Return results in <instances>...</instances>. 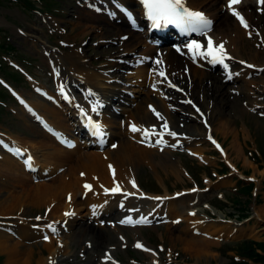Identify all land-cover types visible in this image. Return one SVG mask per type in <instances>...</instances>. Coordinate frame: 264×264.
Masks as SVG:
<instances>
[{
  "label": "rangeland",
  "instance_id": "1",
  "mask_svg": "<svg viewBox=\"0 0 264 264\" xmlns=\"http://www.w3.org/2000/svg\"><path fill=\"white\" fill-rule=\"evenodd\" d=\"M9 1L0 0V39L4 41L3 44L6 43L11 46L13 52L3 54V59H5L7 65L9 64L18 69L25 79H22L20 75L7 66L6 71L17 75L15 78H18L21 82L16 86L14 82L8 80L9 78L5 74L0 72L1 79L7 80L12 85L10 89L19 98V101L17 100L14 103L0 87V94L2 95L0 99L3 100L2 106L8 112V114H0V131L7 133L10 138L15 139L17 144L21 143L31 149L35 148L40 158L45 157L48 163L50 161V171L45 176H38L37 181L27 177H21V181L7 177V183L3 185L4 182H0V221L12 223L16 233L18 228L29 230L32 229L33 225L41 226L47 220L49 222L65 221L68 219V217L64 218L66 216L65 213H67L68 208L73 203L72 197L77 194L75 200L79 206L82 205V210L78 215L80 216L78 223L81 226L86 225L89 228L93 227L97 230L98 232L95 231L97 237H100L104 243L97 249L90 246L87 247L85 243L86 235L81 239L73 237L77 230L79 231L78 227H74L71 232H63L64 234L60 238H51V241L48 243L44 240L43 236L18 237L15 239L8 235L11 237V242L20 243V246L17 248V250L19 249L18 253H15L13 257V261L16 260L15 264L17 262L18 264H40L37 263L40 259L45 262L47 261L48 264H228L229 259L227 256H232L233 253L227 252L226 249L233 241L252 239L264 242V39L259 36L260 34H254L260 29L258 23L252 25V35L244 37L243 40L241 39L243 42H240V54L242 62L249 63L253 61L256 65L261 64V69L254 71L250 75L242 76L236 81L234 80V83L225 82V79L222 90L218 92L217 89L209 88L206 78V81L201 86L196 87V92L190 96L194 103L210 119L213 127L212 135L224 144V150L228 157V159H225L232 161V165L236 167L234 175L218 180L216 177L213 178L211 173L221 174L218 171L221 168L224 169V166L218 161L221 158L204 140L203 135L196 138L188 136L192 140H185L187 144L182 142L180 148H176L175 151L169 150L167 154L163 155L152 146H148L152 150L143 151L144 146L139 145L137 136L134 135L133 131V135L131 134V126L134 124L132 117H130L133 114L131 110L138 107L140 101L147 98V95L159 101L157 91L150 93L156 87L152 86L150 79L148 81L147 69L146 74L143 75V81L146 84L145 87L141 86L142 88L138 87L141 83H130L129 81L131 78L133 79L134 67V71L125 67L127 71L121 73L115 72L120 76L119 79L121 81L128 82L125 86L129 89L130 93L133 91L136 95L135 99L131 100H138V104L137 102H133V107H125L119 117L120 119L115 120L114 123L110 121L111 119H105V124L107 122L105 127L109 129L111 126V132L115 135L107 149L99 153L95 150L78 146L68 156H63L62 153L60 155L56 149V147L61 148L59 143L52 141L47 136L45 137L41 130H39V127L31 121L33 118L27 109H25L23 101L35 111L39 107L40 110L38 109V111L49 115L51 118L59 117L64 123L66 122L65 126L67 128L64 131L68 133L70 132L68 128L69 120L65 117L67 112H63L65 111L63 108H61L62 111L60 112L49 103L52 99L56 103L52 91L67 83V80L64 79L66 75L76 79L78 76L79 80L81 79V75H78L80 70L76 68V64L80 63L85 68H89L90 71L95 70L97 72L98 70L101 73L99 69L103 66L116 62L120 63L119 59L124 60L121 57L132 60V56L124 54L125 48L123 43H119L123 41L122 38H119L118 41V36L113 35L115 32L111 34L109 31L111 24L115 26H119V24L111 22L107 25L109 22L103 16L93 14L92 6L94 0H55L57 1V5L49 7L47 5L45 9L43 5L40 7V4H36L41 9V14L31 12L23 7V5ZM102 1L108 3L106 2L107 0ZM213 2L211 5L214 10L217 9V12L220 11L221 14L233 17L225 6V0H217L216 5ZM48 3H52V0H48ZM86 5L87 8H84ZM130 5L132 7L135 6L133 2ZM206 9L207 7L204 5L199 7V10L202 11ZM256 11L257 9L254 7L252 9L254 17H257V19L259 17L262 18V16L257 15L259 11ZM84 12L94 15L95 18L102 19L103 17L101 20L104 22L103 26L101 25L99 30L88 29V27L86 30H83L82 27H77L78 23L85 22L81 19ZM218 25L219 20L216 21L215 30L218 28ZM105 32L109 34L101 36ZM102 37L105 39H101ZM144 43L142 42L141 45L137 43V46L135 45V49H137L134 51L138 55H140V52L143 54L150 49L149 44ZM49 52L50 54L48 55L47 53ZM51 54L55 55V58H52ZM69 56H71V59H69ZM149 58V63L147 64L150 66L151 58ZM113 60L114 62H112ZM122 65L124 66L125 63ZM122 65H119L118 68H122ZM55 67L59 71H56ZM64 68L67 71L71 69V71L65 74ZM206 70L204 69L205 72L217 75L220 78L218 70ZM74 72L76 73L75 76L72 75ZM185 76L181 75L182 78H179L174 83L180 85L185 91H188L191 88L190 78L189 76L187 78ZM104 82L106 83L107 80ZM81 83L85 84V81ZM150 83L151 87H146ZM106 85L109 84L107 83ZM42 86L47 90L48 96L45 98L41 96L43 94V90H41ZM117 86L119 87L120 84ZM82 87L84 88L83 85H80L77 89L82 90ZM50 93L52 94V99ZM168 93L171 95V91L166 92V94ZM45 99L47 102L44 101ZM170 105L173 106L174 104ZM170 108L167 105L169 117L166 116L168 117L166 122L170 128L174 127L175 132L180 130L181 132L190 130L200 131L201 124L199 121L196 123L189 122L183 118V113ZM62 112L64 113L63 115ZM27 114L30 116L29 118ZM128 123V127L125 128ZM126 133L129 137H127ZM232 133L238 134L239 141H235ZM68 138H70L69 135L62 139L68 140ZM73 140L75 139L73 138ZM121 140L130 142L134 146L132 149L140 152L137 153L139 159L143 158L145 160L144 163L142 162L139 165L136 164V166L128 168V171L133 169L131 177L129 174L131 170L125 173L122 171L120 165L117 167V164L120 163L113 159L112 151L116 149ZM115 143L117 144L115 145ZM114 145L115 147L113 148ZM195 146H197L196 150L202 151L203 156L201 155V157L205 161L206 159L208 160L209 166L207 168L209 169H206V166H201L185 154V152L189 151L195 153L193 150ZM52 147L53 149H50ZM162 150L166 151L168 149ZM51 152H55V156L54 154H50ZM247 155L250 159H253L252 163L257 161L256 157L259 159L263 157V160L258 161V163L261 162L258 167H262V169L259 170L257 165L250 164L247 160ZM65 157L66 159H64ZM251 167L253 168V170L251 169L252 171L250 170ZM1 168L3 167L0 166V177L3 176ZM96 170L99 173H94ZM113 170L114 172L117 170L118 173L116 172L113 175ZM225 173L229 172L225 171ZM96 174L98 175L96 176ZM240 174L245 175V179L254 178L256 180L253 183L255 186L259 185V190H254L257 192L256 197L253 196L251 198L249 194H242L241 191L239 196L230 194V190L236 191L237 188L239 189L242 186L248 185L245 179L239 182L236 175ZM114 176V179H117L116 181L113 180ZM120 176L122 178L124 176V179L122 180ZM205 177L211 178V181L205 179ZM128 178H130V181ZM202 178L204 182L201 181ZM109 179L114 182L107 181ZM94 180L101 181L98 183L96 181L95 184ZM103 181L104 183H101ZM126 181L131 183L135 181L136 185H139L150 194L159 195L161 198L159 201L154 202L157 206L161 207L160 211H157L160 214L156 213L154 218L150 217L151 219H146V223L141 222L142 225L136 227L140 230L138 233L132 231L134 228L128 229L126 226L113 225L112 219L108 218L109 220H106L101 213L107 210V206L101 211L96 210V212L93 210L97 206V202L100 201L101 196H108L104 192L105 189H111L112 185L116 186L117 184L120 188H123L127 185L125 184ZM193 181L197 182L201 187L207 185L210 191L195 195H182L180 191L189 190ZM85 182H89L90 184H87L91 185V190L87 193L85 192V187H83V183ZM94 184L96 185L95 187ZM72 185L76 186L73 187ZM96 190H99V192ZM97 192L98 195L95 194ZM81 193L82 195L84 194V199L80 198ZM220 193H223V197L229 203L228 205L225 204L226 201L223 202L217 198V195ZM118 194L122 196V192ZM174 194H180V196L177 198L174 197ZM66 195L71 196V200L66 201ZM193 198H196V200L194 201ZM127 199L130 200V198ZM232 199L235 200L234 204L238 202L243 206L246 205L250 220L243 226L224 223L216 216H213L208 209V206L211 208L209 205L211 204L222 212H227L231 207L234 209L230 211H235V205H230ZM129 203L130 205L132 204L131 202ZM225 206L228 207L225 208ZM175 208L179 209L180 213L176 212ZM73 209H75L74 206ZM165 209L169 212L164 213ZM99 212L101 215H98ZM110 212L114 215V218L119 214L115 209ZM21 217L26 219V221H22ZM38 217L43 221L39 222ZM179 218L182 219L179 220ZM67 237L69 238L67 239ZM91 242L88 241L87 243L91 245ZM136 242L147 246L149 251L146 253L137 251L134 248ZM49 243L53 246L45 247ZM65 244L66 247H64ZM58 247L61 248L59 249ZM47 248L49 250L55 249L54 251L56 252H49ZM105 252L111 256L109 260L111 263L104 261L103 255ZM2 253L0 251V264H7V257Z\"/></svg>",
  "mask_w": 264,
  "mask_h": 264
},
{
  "label": "bare ground",
  "instance_id": "2",
  "mask_svg": "<svg viewBox=\"0 0 264 264\" xmlns=\"http://www.w3.org/2000/svg\"><path fill=\"white\" fill-rule=\"evenodd\" d=\"M117 1L119 2V7L116 10H113L110 7H107L106 10H103V11H101L99 9H97V10H98V12L100 14L106 16V19H108V20H112V19L122 20L127 25V27L131 28L130 31H129L127 29L126 25H124V24H123L124 26L120 25V24H119V26H115L114 24H111L109 26V31H110L111 34H112V32H115V33H113V35L114 36H116V35L118 36V41H119V38L120 39L122 38L124 40V38L129 35V37L127 38L126 41H123V42L120 41L119 43L120 44L123 43V46L125 48V50H124L125 53L124 54H128L129 55V53L132 52L135 55V54H137L135 52L136 49H137V48L135 49V45L137 43H140V45H141V43L142 42L144 43L145 39H147V38L145 36H143V34L134 33L132 28L133 27H137V28L142 27V21H141V19L139 17L134 16V12L131 9L128 8V5L133 2L135 6L140 7V0H117ZM212 2H213L214 5H216L217 0H187V5L190 8H192L194 10H198V11H199V7H202L203 5L207 7V9L204 10L203 12L205 13V15L207 17L212 18L213 21H215V25L213 27L212 32L210 34H208L207 36H203L201 38L202 40H200L198 42H200V43H202V44H204L206 46L207 38L209 36L213 38V40H214V42L216 44H219L220 42H224V46H225L229 56L232 57V59L226 61V63L229 65V69L225 70L223 68L222 69L223 70V75L222 76L220 75V78L217 75H211V73L205 72L204 68H207V64L205 65L204 62H205L206 59L205 58H201L199 56H197L194 59L193 56H192V53L188 50V47H187V45L189 43L188 44H180L179 51H177V53L174 52L169 47L160 48V47H158L159 45H157V47H155V49L154 48L153 49L150 48L147 52L146 51H145V53L142 52L143 54H141V52H140L139 53L140 54L139 57H137L134 60H130V61L124 60L125 65L124 66L122 65L124 68L125 67H127V68L134 67L135 68V71H134V74H133V76H134L133 79H136L139 84L141 83L140 86H138V87L142 88L141 86H143L145 84V82L142 81V80L144 78L143 75L146 73L147 67L148 68L151 67V70L149 69L150 80L152 82V86L156 87L154 90L151 89L152 91H150V93H153V91H157L158 92L159 90H162V91L166 90V92L170 91V89H168L167 85H166V84L169 85V83H168L169 81H171V83L173 84L174 81L177 82L179 78H182L181 75L185 76V74L189 73V78H190L189 82L191 84V86H190L191 88H189V90H188V96L190 94L192 96V94H194L196 92V90H197L196 87L201 86L203 84V82L206 81V78L209 81V82L206 81V83L208 84L209 88L217 89V92H218V91L222 90L225 79L228 82H233L234 83V80L236 81V80L240 79L242 76H246L249 73L253 72V70H251L250 68L242 67L240 65L241 60H242L241 59L242 57H241V54H240V51H241L240 42H243L242 40H243L244 37L253 34L251 29H252V25L255 24V23L259 24L258 26L260 27V29L257 30L254 34H256V35L260 34L259 36L263 37V39H264V18L262 16V15H264V12L263 11H259V14H262V15H260V16H262V18L259 17L258 19H257V17H254V14L252 12V9H254V7L256 9H258V8H263L264 9V4H261L259 2V0H241V3L239 5H234L233 6L235 8V10L239 11L244 16L245 20L247 21L249 27L245 28L240 23L239 19H237L234 15H232L233 17H231V16L223 14V13L221 14L220 11L217 12L218 11L217 9L214 10V8L211 5ZM228 3H229V0H225V6L230 12L231 10L228 7ZM208 7H210V8H208ZM221 9H222V7H221ZM129 13L131 14V17L134 18V20H135L134 23H133V20L130 18ZM81 19L84 20L85 22H83V23L80 22V24L78 23L77 27H82L83 30H86L87 27H88V29L90 28L92 30H99L100 26L101 25L103 26V23H104L103 21H101L103 19V17H102V19L95 18L94 15H91L90 13H85V12H84L83 17ZM217 20H219V25H218V28L215 30V26H216V21ZM110 23L111 22L107 23V25L110 24ZM88 24H91V25H88ZM120 26H122L124 28H121ZM82 33H84V32H82ZM107 34H109V33L105 32V34H102L101 36H105ZM31 37H35V36H31ZM101 39H105V38L102 37ZM151 53L153 55H150ZM72 54H73V52H72ZM51 56H52V58H55V55L51 54ZM71 56H69V59H71ZM148 57H151L150 66H147L148 65L147 64ZM121 58L125 59L124 57H121ZM157 61H160L161 63H157ZM206 62H207V60H206ZM250 64L254 67V69H256V67L261 68V66H262L261 64L260 65H256L255 62H253V61H250ZM119 65H120V63H118V62L111 63L110 66H109V64H107V66H103L101 69H99V71H101V73H100V72H98V70H97V72L95 70L90 71L89 68H85L82 64L79 63V64H76V66H77L76 68L80 70V72L78 73V75H81V79L80 80H79L77 75H76L77 79L74 78V77L70 78L67 75L64 77V79L68 80L72 84L71 86H73V88H77L80 85H83L84 83L82 84L81 82L85 81V84L87 86H91V87L94 88V90H97L98 96H100L99 105L114 106L115 107L114 111H113L114 112L113 113V118L111 120L109 119L113 123L115 122V120L120 119L118 117V114H116L117 110L122 109V112H123V109H125V107H133V102H134V100H131L129 97H127V94L130 93L129 89H127L126 87L122 88V86L118 87L117 86L118 84H116V85L115 84L106 85V83L104 82L106 80L109 81L111 79H114V77L111 76V71H113V69L118 67ZM118 69H122V68H118ZM64 70H65V74H68L71 71V69H69V71H67V69H65V68H64ZM81 71H82V73H81ZM147 71H148V69H147ZM161 71H163L166 74L167 79H164V77L159 75V73ZM228 71H231L233 73L231 79H228ZM235 73H239V75H236ZM75 74L76 73L74 72L72 75L75 76ZM99 74H101V75H99ZM85 75H88V76H85ZM185 77H187V76H185ZM114 81H115V79H114ZM125 83H128V82L125 81ZM164 96H171V95L168 93V94H164ZM68 97L71 100L76 101V102H82L83 101L82 98L79 95H75L73 92H70ZM158 98H159V101L154 100L151 97H149V95H147V98H145V99L140 101L138 107H136L134 110H131V113L133 112V114H131L130 117H132V121H133V123L135 125H137V128L148 129L149 132H150V130L152 131L153 129L155 130V132H160V133H162L163 131H166L163 128V124H164V122L166 120L165 116H168L169 112L167 111V105H166L165 101L162 100L161 97H159V95H158ZM185 99H186L185 97L179 96L178 99L174 100V101H176L175 103L177 105H179V106H176L174 109L176 111H179V112L183 113V116H184L183 118L185 120H188L189 122H193V123L198 122V120L193 115V112L190 110V108L185 105V102H184ZM109 100H110V102H109ZM57 103L60 104L59 101ZM142 103H144L145 106H143L144 104L142 105ZM84 104H85V101H84ZM116 104H118V105H116ZM137 104H138V102H137ZM149 106H154L155 108L154 107L153 108L156 110V112L160 113L161 116H163L164 119L161 120L157 116L154 118L153 113L147 112V109H148ZM35 108H37V107L35 106ZM37 109H39V107ZM144 109H145V111H144ZM129 112H130V110H129ZM42 114L46 118H48L49 122H51L53 124V126H55L56 128L62 130V132H65L64 133L65 135H63V138L67 137L68 133H67V131H64L67 128V126H65L66 122L64 123V121H62L59 117L51 118L49 115H47L45 113H42ZM63 114L64 113L62 112V115ZM168 117H166V118H168ZM199 123L201 124L200 125L201 126L200 131H197V130L191 131L190 130V131H187V132H181V130H180V131H176L175 132L174 127L171 128V130L174 131L177 134L176 136L187 135V136H192V137H195V138L197 136H201V135H203V137H204L206 132L213 133V127L211 125V121L208 118V116H207V119H205V121H203L201 119V121H199ZM106 124H107V122H106ZM74 125H76L78 127L81 126V120L79 119V121H77ZM58 129L55 130V131L58 134V137H60L61 134H60V130H58ZM76 129L77 128H75V129L73 128V131H76ZM111 129L112 128L110 126L109 130H110V134H111L112 139H113V136H115V135H113V132H111ZM70 132H72V131L70 130ZM140 133H141V131H137V132H134V135L137 136L136 138L139 140V145L140 146H145L144 144L141 143L142 134H140ZM131 134H132V130H131ZM126 135H127V137H129V135L127 133H126ZM44 136L46 137L47 135L44 134ZM47 137L49 139H51V137H49V136H47ZM233 137H235V134H233ZM73 138L74 137H70L67 140V147L69 149L67 147H66L67 149L61 147L62 149H64V150H62L61 148L59 149L58 147H56V149L59 151L60 155L62 153L63 156L64 155L68 156V154H71L74 150H76L78 148L76 146L77 143L74 142ZM51 140L53 141V139H51ZM177 140H179V139H176L174 142H176ZM190 140H192L191 137H190ZM181 142H184L185 144H187L186 143L187 141L181 140ZM43 146H45V145H43ZM50 146H51V144H50ZM26 147L29 148L28 146H15L13 148L20 149V152H23L25 154L24 158L26 159V162L28 164L27 167L31 168L32 170L38 168L37 175L41 174L42 172L50 171V164H49L50 161L48 163L46 161L45 157L44 158L43 157L40 158L38 156V154L36 153L35 148H33L34 151H33V149L29 148L33 152V153H30L26 149ZM133 147L134 146H132V144H130V142H128L127 140H121L120 143L117 145L116 149L112 151L113 159L117 160L120 163V164H117V167H118V165H120L122 171H124L125 173H127L128 168H130V166L132 168V167L136 166V164L139 165V163H142V162L144 163L145 162V160L143 158L139 159L138 154H137L139 151L138 152H137V150L135 151V149H132ZM196 147L197 146L193 147V150L195 152V153H193L194 156L202 153L201 150H196ZM50 149H53V147L50 148ZM144 150H149L150 151L152 149L145 146L143 151ZM54 153L55 152H51L50 154H54ZM167 153H168V150H166V151L162 150V152H161V154H163V155H165ZM225 155H226V159H228L226 152H225ZM54 156H55V154H54ZM29 157H31V159H29ZM64 159H66V157ZM167 165H169V164H167ZM0 166L3 167V168H1L2 169L1 171H3L2 172L3 176L0 177V182H2V183L4 182L3 185L7 182L4 177H9L11 179H16L18 181H21V177H27V178H30V179L32 177L30 173H27L26 171H24L25 167L22 165L21 162L14 160L10 156H4L3 157V162L0 163ZM130 170L128 172H130ZM132 170L129 173L130 177L132 176ZM99 172H100V170H99ZM99 172L97 170L94 171V173H99ZM116 172H117V170H116ZM116 172H114V173H116ZM97 175L98 174H96V176ZM94 176H95V174H94ZM109 177H111V176H109ZM120 177L122 178V176H120ZM107 178H108V176H107ZM114 178H115V176L113 177V180L116 181L117 179L115 180ZM119 178H118V180H120ZM98 179H100V178H98ZM104 179H105V177H104ZM123 179H124V176H123L122 180ZM129 179L130 178H128V180ZM94 181H95V184H96L97 180H94ZM99 181H101V180H99ZM99 181H97V183ZM107 181H111V180L109 179ZM114 181H111V182H114ZM120 182H122V181H120ZM85 183L87 184L89 182H85ZM85 183H83V187H84ZM101 183H104V181L101 182ZM123 183H124V181H123ZM95 184H94V187L96 186ZM114 184H117V183H114ZM125 184H127V185L124 186L126 189H122L123 191H127V192L132 193V194H136L137 193L136 190L134 189L133 185L131 184V182L126 181ZM76 185H74V186H76ZM114 187H115V185L114 186L112 185V188H114ZM137 187L138 186H136V188ZM94 191H93V193H94ZM96 191L99 192V190H96ZM85 192L87 193V192H89V190L88 191L85 190ZM98 192L95 193V194L98 195ZM82 193L80 195V198L84 195V194L82 195ZM67 196L68 195H66L65 197H67ZM76 198H77V194L72 197V201L74 203V205H73V203H72V205L75 207L74 211L76 213L80 214V212L82 210V205L80 203L81 206H79V204L75 200ZM92 198H93V196H92ZM93 199H95V198H93ZM99 200L100 201L97 202V204H96L97 206L98 205L99 206L98 207L96 206L93 210L101 211L107 206L108 208L104 212L103 215H105V218L107 220H109L108 219V217H109L110 220L112 219V220H115L116 222H122V221H124L126 219L133 220V219H130V217H134L133 221L136 220V221L139 222L141 220V217L146 218L147 216H149L150 213H152V210H153L154 205H155L154 203H152L149 200H143V201L128 200V201H126V199L123 198L122 196H118V197L117 196H110V195H108L106 197L105 196L104 197L101 196ZM129 202H131L132 204L130 205ZM122 203H123V205H122ZM128 205H130V206L128 207ZM137 205H139L140 208H138ZM54 206H56V205H54ZM83 208H85V207H83ZM115 208L119 209V214H118L117 217L114 218V215L111 214L110 211H112ZM128 208H132L133 209V216L124 213V212L127 211L126 209H128ZM175 210H176V212L180 213L179 209L175 208ZM168 212L169 211L166 210V213H168ZM156 213H158V212H156ZM158 214H160V213H158ZM190 214H192V213L190 212ZM180 219H182V218H179V220ZM74 227H78V229H79V231L77 230L76 234L73 236L76 239L77 238L81 239L84 235H86L87 238L85 240V243L87 244L88 241H90V242L92 241L91 242V247L92 248H96V249L101 247L104 244L102 242L101 238L97 237V234L95 232L97 230H95L93 227L89 228L86 225L81 226V224L77 223L76 220H73L72 222L69 223V231L71 232ZM90 230H92V231L90 232ZM132 231L134 233H138V231H140V230H138V228H136V229L134 228V229H132ZM19 234H20V237L26 238V237L32 236L33 233L31 231L27 230L26 228H20L19 229ZM68 238L69 237H67V239ZM11 241L12 240H11L10 236L5 234L4 232H1L0 251L3 252L2 254L7 257V264H15L16 260L13 261L14 260L13 257L15 255V253H18L19 249L17 250V248L20 246L19 242H11ZM60 241H62V239H60ZM48 246H53V245H51V243H49L48 245H45V247H48ZM64 247H66V244H65ZM14 248H15V250H13ZM54 250H49V252H51V251L53 252ZM54 252H56V251H54ZM11 255H12V257H11ZM30 258H32V257L30 256ZM37 263L46 264L47 261L45 262L44 260L40 259L39 262H37ZM17 264H18V262H17Z\"/></svg>",
  "mask_w": 264,
  "mask_h": 264
},
{
  "label": "snow or ice",
  "instance_id": "3",
  "mask_svg": "<svg viewBox=\"0 0 264 264\" xmlns=\"http://www.w3.org/2000/svg\"><path fill=\"white\" fill-rule=\"evenodd\" d=\"M140 2L142 3V5L146 10L147 19L152 22V25L155 28H161L162 26L172 25L180 29L182 33L185 34L197 33L198 35L201 36H207V33L211 30L212 21L206 17L204 12L191 9L187 5V0H140ZM259 2L261 4H264V0H259ZM240 3L241 0H229L228 7L232 11V14L237 19H239L240 23L245 28H248L249 25L245 20L244 16L239 11L235 10V8L233 7L234 5H239ZM129 16L134 23L135 20L134 18L131 17L130 13ZM187 47L188 50L192 53L194 59L197 56H199L201 58L209 59V62L214 65L215 64L221 65L225 70L229 69V65L226 63V61L232 59V57L229 56L224 46V42H220L219 44H216L213 38L209 36L207 38L206 46L196 40H193L187 45ZM177 51H179V49H177ZM157 63H161V62L157 61ZM248 67H253V66L248 65ZM235 74L239 75V73H235ZM159 75L164 77V79H167V76L163 71H161ZM232 75L233 73L231 71H228V79H231ZM168 83L170 87H175V85H173L171 81H169ZM61 91H63V89H61ZM188 103H191V101H188ZM152 110L155 112V114L159 119L161 120L164 119L163 116H161L160 113L156 112L154 108ZM92 111H97V109L94 107ZM197 111H199V109H197ZM92 126L94 128L95 134L103 138L104 133L102 131L101 125L97 123H93ZM163 128L167 131L168 135L176 137L177 134L169 128L166 121L163 124ZM131 130L133 132L143 131L145 137H148L149 135L148 129L137 128L135 124L131 126ZM152 134L162 135L160 133H156L154 129L152 130ZM16 152L19 154L20 149H16ZM29 159H31V157H29ZM113 175H114V170H113ZM132 184L133 187H136L135 181H132ZM84 187L86 190H91V185L86 184L84 185ZM120 191L121 189L118 184L112 189H105L106 194L108 192L116 193ZM125 195H132V194L126 193ZM71 214L74 213H65V215H71ZM126 222L131 223L132 221L128 220ZM139 222L146 223L147 221L143 217H141V220ZM49 227L51 228V231L53 233L57 231V229L54 226L49 225ZM137 247H141V245L137 244Z\"/></svg>",
  "mask_w": 264,
  "mask_h": 264
},
{
  "label": "trees",
  "instance_id": "4",
  "mask_svg": "<svg viewBox=\"0 0 264 264\" xmlns=\"http://www.w3.org/2000/svg\"><path fill=\"white\" fill-rule=\"evenodd\" d=\"M18 4L23 5L27 9H34L35 2L34 0H13ZM39 4L46 6L57 5V1L52 0V3H48V0H36ZM11 47L8 44L0 42V54L5 51L11 52ZM1 57V56H0ZM0 68H1V59H0ZM2 95L0 94V97ZM1 102V99H0ZM4 112V108L0 103V113ZM264 154V153H263ZM251 190V186L245 187L243 193L248 194ZM227 252H233L237 255L240 261H235L233 257L227 256L229 259L228 264H264V242H256L254 240H241L231 243L230 246H227Z\"/></svg>",
  "mask_w": 264,
  "mask_h": 264
},
{
  "label": "crops",
  "instance_id": "5",
  "mask_svg": "<svg viewBox=\"0 0 264 264\" xmlns=\"http://www.w3.org/2000/svg\"><path fill=\"white\" fill-rule=\"evenodd\" d=\"M232 134H233V133H232ZM234 134H235V133H234ZM234 138H235V140H236V142H237V140L239 139V136H238L237 133L235 134V137H234ZM238 141H239V140H238ZM241 147H242V146H241ZM250 164H253V163L250 162ZM251 166H253V165H251ZM251 169L253 170L252 167L250 168V170H251ZM252 170H251V171H252ZM258 186H259V185H256L255 187L258 188ZM258 190H259V189H258Z\"/></svg>",
  "mask_w": 264,
  "mask_h": 264
}]
</instances>
